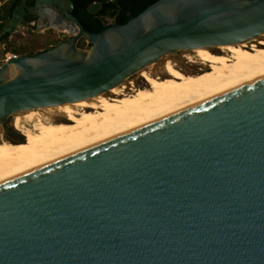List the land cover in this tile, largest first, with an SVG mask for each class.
<instances>
[{"label":"water","instance_id":"1","mask_svg":"<svg viewBox=\"0 0 264 264\" xmlns=\"http://www.w3.org/2000/svg\"><path fill=\"white\" fill-rule=\"evenodd\" d=\"M73 9L22 0L0 32L36 20V31L70 36L0 66V125L17 143L16 113L105 93L168 54L264 33V0H158L99 33ZM0 264H264V76L0 183Z\"/></svg>","mask_w":264,"mask_h":264},{"label":"bare ground","instance_id":"2","mask_svg":"<svg viewBox=\"0 0 264 264\" xmlns=\"http://www.w3.org/2000/svg\"><path fill=\"white\" fill-rule=\"evenodd\" d=\"M255 42L191 50L201 67L198 74L185 75L167 61L166 78L160 79L149 74L151 64L134 75L147 88L131 94L124 93L132 86L129 78L86 100L14 114L8 125L23 141L0 142V183L264 76V41ZM46 113L61 114V122L43 119Z\"/></svg>","mask_w":264,"mask_h":264},{"label":"rangeland","instance_id":"3","mask_svg":"<svg viewBox=\"0 0 264 264\" xmlns=\"http://www.w3.org/2000/svg\"><path fill=\"white\" fill-rule=\"evenodd\" d=\"M8 0H0V8L3 6L4 2ZM1 10V9H0ZM68 36L66 33L55 30H41L31 32V28L23 29L19 33H15L9 36L4 44L0 47V66L5 59L6 55L11 56H24L33 55L38 52L45 51L53 47L56 43L65 39ZM263 40L261 36L245 42L247 45L255 44V41ZM222 55L221 53L215 52L214 55ZM225 55V54H223ZM189 57V58H188ZM188 58V59H187ZM167 61L173 64L178 70H180L185 75L198 74L200 73L201 67L198 65V60L191 52V50L175 52L162 57L158 62L152 64L149 69V74L152 77H159L160 79H165L164 64ZM132 86L125 90V94H131L140 88H147V83L140 77L134 76L130 80ZM106 97L111 98V96L106 95ZM114 98V97H112ZM43 119H52L61 122L59 119L62 118L61 114H56L49 116L47 113L42 116ZM12 124V120L9 121V125ZM31 125V126H30ZM33 123H29L27 127H32ZM0 142H9L3 136V128L0 125Z\"/></svg>","mask_w":264,"mask_h":264},{"label":"trees","instance_id":"4","mask_svg":"<svg viewBox=\"0 0 264 264\" xmlns=\"http://www.w3.org/2000/svg\"><path fill=\"white\" fill-rule=\"evenodd\" d=\"M22 0H8L4 2L0 10V32L10 19L13 10ZM74 4L72 15L78 20L83 29L89 33H99L105 29L104 18L115 19L116 24H125L131 18L139 15L148 6L158 0H115L113 3L106 2L96 15L87 13V7L97 0H71ZM28 4H31L29 2ZM118 7L120 8L118 10ZM9 35L1 39L4 44Z\"/></svg>","mask_w":264,"mask_h":264},{"label":"flooded vegetation","instance_id":"5","mask_svg":"<svg viewBox=\"0 0 264 264\" xmlns=\"http://www.w3.org/2000/svg\"><path fill=\"white\" fill-rule=\"evenodd\" d=\"M97 1H100V0H97ZM21 3V2H20ZM29 3V2H28ZM20 5V4H19ZM18 5V6H19ZM17 6V7H18ZM28 6H32V3L31 4H28ZM103 21H104V26H105V28L106 27H108V26H110V22L111 21H114V23L116 24V20L113 18V19H110V18H104L103 19ZM30 24H34L33 26H30L29 28H31V32H34V31H36L35 30V26L38 24L37 22H36V20H31L30 21ZM48 30H50V29H48ZM68 38H70V36H66L65 37V39L64 40H66V39H68ZM63 41V40H62ZM57 44V43H56ZM55 44V45H56ZM3 136L5 137V139L6 140H8L9 142H11V143H17V142H15L11 137H9L5 132H3Z\"/></svg>","mask_w":264,"mask_h":264},{"label":"built area","instance_id":"6","mask_svg":"<svg viewBox=\"0 0 264 264\" xmlns=\"http://www.w3.org/2000/svg\"><path fill=\"white\" fill-rule=\"evenodd\" d=\"M12 57H13V56H12ZM8 59H9V58H8V55H6V57H5V59L3 60L2 64H3L4 62H6ZM2 64H1V65H2Z\"/></svg>","mask_w":264,"mask_h":264}]
</instances>
